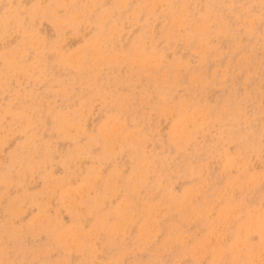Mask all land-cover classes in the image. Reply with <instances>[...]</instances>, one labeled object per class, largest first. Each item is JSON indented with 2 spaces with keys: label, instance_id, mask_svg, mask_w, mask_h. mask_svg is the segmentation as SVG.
<instances>
[{
  "label": "clouds",
  "instance_id": "obj_1",
  "mask_svg": "<svg viewBox=\"0 0 264 264\" xmlns=\"http://www.w3.org/2000/svg\"><path fill=\"white\" fill-rule=\"evenodd\" d=\"M0 264H264V0H0Z\"/></svg>",
  "mask_w": 264,
  "mask_h": 264
},
{
  "label": "rangeland",
  "instance_id": "obj_2",
  "mask_svg": "<svg viewBox=\"0 0 264 264\" xmlns=\"http://www.w3.org/2000/svg\"><path fill=\"white\" fill-rule=\"evenodd\" d=\"M45 28L47 29V32L48 33H50V35H51V33H52V30H50L51 28H50V26H47V25H45ZM72 43H77V41H69V45L70 46H75V44L74 45H71ZM90 126V125H89ZM165 128H166V125H165ZM59 171V170H58ZM65 219L67 220L68 218L67 217H65Z\"/></svg>",
  "mask_w": 264,
  "mask_h": 264
},
{
  "label": "bare ground",
  "instance_id": "obj_3",
  "mask_svg": "<svg viewBox=\"0 0 264 264\" xmlns=\"http://www.w3.org/2000/svg\"><path fill=\"white\" fill-rule=\"evenodd\" d=\"M51 30V29H50ZM48 33V32H47ZM50 35V33H48ZM75 43H72L71 45H74ZM70 46V45H69ZM167 127V126H166ZM66 220V219H65Z\"/></svg>",
  "mask_w": 264,
  "mask_h": 264
}]
</instances>
